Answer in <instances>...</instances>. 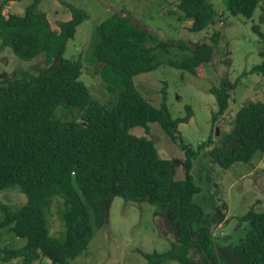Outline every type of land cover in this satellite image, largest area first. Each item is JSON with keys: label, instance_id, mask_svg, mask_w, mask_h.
Returning <instances> with one entry per match:
<instances>
[{"label": "trees", "instance_id": "1", "mask_svg": "<svg viewBox=\"0 0 264 264\" xmlns=\"http://www.w3.org/2000/svg\"><path fill=\"white\" fill-rule=\"evenodd\" d=\"M6 1H0V47L7 46L26 60L44 53L46 65L36 74L8 75V83L0 80L4 83L0 85V190L17 187L26 198L19 207L0 204V229L25 238L21 246L0 247L3 258L33 264L46 256L51 264H67L86 248L94 227L106 221L111 199L119 196L125 201L155 204L169 211L174 220L175 237L169 246L162 251L141 250L145 257L142 264H166L169 260L186 264L192 243L197 244L205 264H219L209 228L193 226L203 212L192 202L200 186L189 169L192 157L204 152V145L192 148L177 142L184 156V176L175 181L172 162L159 156L150 138L132 134L130 129L141 127L148 132L149 123H157L176 140L174 129L192 117L191 107L173 118L167 91L162 88L156 107L140 94L134 75L162 62L204 75L197 66L211 59L221 39L220 29H213L208 41L189 45L181 39L158 40L128 15L112 12L95 27L89 57L95 61L93 74L100 75L109 98L94 100L80 79V57L63 56L67 40L86 17L84 10L63 3L71 15L52 26L38 6L40 0L29 3L23 13H5ZM261 2L264 0H226V6L251 17ZM176 8L180 18L189 20V30L204 29L217 17L210 0H177ZM252 28L264 45V30L258 23ZM172 45L189 52L177 58L157 56L155 50L167 52ZM249 71L264 75V57ZM236 86L237 82L224 79L218 87L209 88L217 104L213 122L227 109L230 91ZM72 108H80V114L70 115ZM207 141L212 144L208 156L225 168L264 153V101L246 102L220 143L215 144L212 138ZM53 204L63 227L57 235L49 229ZM240 218L248 220V225L233 245L237 259L240 264H264V211L249 210Z\"/></svg>", "mask_w": 264, "mask_h": 264}, {"label": "rangeland", "instance_id": "2", "mask_svg": "<svg viewBox=\"0 0 264 264\" xmlns=\"http://www.w3.org/2000/svg\"><path fill=\"white\" fill-rule=\"evenodd\" d=\"M33 1L7 0L4 12L23 13ZM210 1L217 17L213 24L201 30L187 28L189 20L179 17L177 0H40L38 6L47 13L52 26L71 15L70 9L63 3H71L86 13V17L76 26L74 35L67 40L63 56L70 59L80 57V79L87 85L94 100L109 98L100 75L93 74L95 61L89 57L95 27L112 12L128 15L136 25L153 32L158 40L181 39L189 45L208 41L213 29H220L221 39L211 59L197 66L204 75L191 73L166 62L134 75V83L140 94L156 107L161 101L162 88L167 91V106L173 118L181 117L186 106L191 107L192 117L187 122L177 124L174 129L176 140L171 139L157 123H149L148 132L144 128L133 127L130 133L146 135L153 141L159 156L172 162V179L175 181L184 176V156L177 142L180 140L192 148L198 144L204 145V152L192 157L189 169L194 183L200 186L192 202L203 212V216L195 220L193 226L196 228L205 224L209 228L219 264H240L233 245L240 241L248 225V220L240 217L249 210L264 211V153H257L249 161H236L225 168L218 166L208 156L212 144L208 145L207 140L212 138L215 144H219L222 135L231 131L235 115L242 105L250 100L264 101V75L249 71L252 65L264 57L262 37L252 28L253 23H258L264 30V2L256 7L251 17H245L227 9L226 0ZM168 49L167 52H155L160 59L170 56L177 58L189 52L188 48L182 49L175 45ZM44 65V53L26 60L16 56L9 47H0V80L5 83L11 80L8 75L18 74L23 77L36 74ZM224 79L229 83L237 82V86L230 91L232 97L227 109L213 122L212 115L217 111V104L209 88L218 87ZM79 110L72 108L69 114H80ZM25 200V195L17 187L0 190V204L14 208ZM51 210L49 229L51 234L57 235L63 229L62 222L55 204ZM169 216V211H163L147 201H125L115 196L110 201L104 224L94 227L86 248L67 264H142L145 257L141 250L162 251L174 239L175 223ZM5 229H0V247H17L25 242L24 237L16 236L13 232L10 236ZM193 238H196V234ZM2 254L0 251V264H17L19 261L17 258L5 260ZM187 255L186 264H205L197 244L189 246ZM33 264L51 263L49 258L42 256ZM166 264L184 263L169 260Z\"/></svg>", "mask_w": 264, "mask_h": 264}]
</instances>
